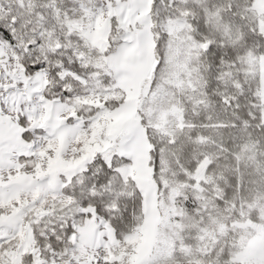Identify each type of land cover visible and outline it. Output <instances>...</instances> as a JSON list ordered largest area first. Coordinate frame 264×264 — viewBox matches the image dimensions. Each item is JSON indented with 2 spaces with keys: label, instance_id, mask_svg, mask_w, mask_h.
Masks as SVG:
<instances>
[{
  "label": "snow or ice",
  "instance_id": "obj_1",
  "mask_svg": "<svg viewBox=\"0 0 264 264\" xmlns=\"http://www.w3.org/2000/svg\"><path fill=\"white\" fill-rule=\"evenodd\" d=\"M0 264H264V0H0Z\"/></svg>",
  "mask_w": 264,
  "mask_h": 264
}]
</instances>
